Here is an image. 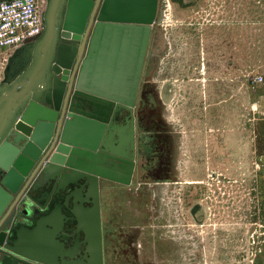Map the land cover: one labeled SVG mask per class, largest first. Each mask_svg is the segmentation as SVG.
<instances>
[{
	"label": "rangeland",
	"instance_id": "1",
	"mask_svg": "<svg viewBox=\"0 0 264 264\" xmlns=\"http://www.w3.org/2000/svg\"><path fill=\"white\" fill-rule=\"evenodd\" d=\"M212 1L156 0L159 41L147 79L157 81L161 105L151 116L165 127H140L138 141L155 156L149 167L160 165V180L131 191L142 196L144 220L152 211L146 234L165 241L169 264H251L264 240L263 141L253 139L264 114V0H239L238 9ZM158 128L162 153L153 152Z\"/></svg>",
	"mask_w": 264,
	"mask_h": 264
},
{
	"label": "water",
	"instance_id": "2",
	"mask_svg": "<svg viewBox=\"0 0 264 264\" xmlns=\"http://www.w3.org/2000/svg\"><path fill=\"white\" fill-rule=\"evenodd\" d=\"M87 1L80 23L67 17L82 0L60 1L59 34L52 38L58 43L54 60L49 58L43 72L42 99L29 96L20 110L2 119L3 127L11 120L13 124L0 134H5L0 139L1 264L102 263L99 184L112 177L106 169L111 171L115 162L108 160L121 161L126 143L119 128L109 131L105 118V103L122 104L124 91L110 88L106 37L119 36L124 22L148 26L156 0ZM97 55L89 82L84 72ZM49 205L46 213L32 216L33 207ZM12 209L14 217L5 228L3 221ZM19 216L33 224L20 222Z\"/></svg>",
	"mask_w": 264,
	"mask_h": 264
},
{
	"label": "flooded vegetation",
	"instance_id": "3",
	"mask_svg": "<svg viewBox=\"0 0 264 264\" xmlns=\"http://www.w3.org/2000/svg\"><path fill=\"white\" fill-rule=\"evenodd\" d=\"M212 2L214 4L213 6L218 8L233 7L238 9L241 5L239 0H213ZM250 3L254 4L255 2L254 0H249ZM156 12L152 22L148 26L143 23L124 22L121 27V36L109 35L106 37L105 51L108 53L107 57L111 66L110 77L113 83L120 80L122 90L124 91L122 92V104L110 101L105 103V118L107 124L111 127L109 131L111 133L115 132L113 126L119 128L123 136V142L126 143L123 144L125 156L121 161L108 160L109 162H115L113 163L111 171L106 169L109 174H112L113 178H103V184L102 181L99 184L98 198L102 244L101 264H143V261L147 259L142 249V244L133 241L132 235H125L120 230V226L115 223L113 211L117 208L112 207V209H108L109 215L108 219H106L101 189L104 184L111 187L114 182L133 184V187L137 184L136 186L138 188V185L141 183L155 184L160 180V174H158L160 165L153 161L151 163L153 166L149 167L150 163L148 160L151 162L155 156H147L146 154L149 153V150H146V141L141 144L138 141L140 127L147 129L146 127L152 125L153 122L159 124L161 127L164 125L162 116L158 118H152L151 116V112L157 108H161V105L157 98V81L147 79L151 78V60L156 56L159 41L155 26ZM56 15L57 19H60L59 15ZM156 137L160 141V146L154 145L153 152L162 153V137L164 135L160 129ZM214 176H216L214 178L215 183H219L221 179L217 177V173H214ZM126 179L128 181L124 182ZM207 179L203 178L201 181L185 180V182L191 184L193 181H200L207 189V183L209 181ZM210 179H213V177ZM212 184L210 183L209 185ZM123 199L127 200L126 197ZM152 199H154L153 194ZM83 205L87 206V203L83 202ZM116 205L120 208L125 206L124 201H119ZM49 208L50 205L43 210H38L35 216L46 213ZM32 224L33 221L26 225L31 226ZM133 236L135 235L133 234ZM82 247L83 245H81ZM144 264H153V261H148V263L144 262Z\"/></svg>",
	"mask_w": 264,
	"mask_h": 264
},
{
	"label": "built area",
	"instance_id": "4",
	"mask_svg": "<svg viewBox=\"0 0 264 264\" xmlns=\"http://www.w3.org/2000/svg\"><path fill=\"white\" fill-rule=\"evenodd\" d=\"M60 1L0 0V105L6 106L1 108V120L43 88V72L49 65L44 47L59 34Z\"/></svg>",
	"mask_w": 264,
	"mask_h": 264
},
{
	"label": "crops",
	"instance_id": "5",
	"mask_svg": "<svg viewBox=\"0 0 264 264\" xmlns=\"http://www.w3.org/2000/svg\"><path fill=\"white\" fill-rule=\"evenodd\" d=\"M103 37L104 35L99 36V43L101 42V39ZM97 53L98 52L95 48L94 55H96ZM98 56L99 55L95 56L93 59L91 58L90 60L91 65L89 66V68L87 67L84 72V76L87 78L89 82L93 80V75L95 74L96 65L98 62L97 61ZM114 86L115 87L117 86L118 89L122 90V86L120 85V80L116 83L112 82V86L110 88H115ZM263 95H264V83H263ZM37 97L41 98L40 92ZM1 108H6V106L2 104L0 105V116L3 111V109ZM260 120H262V129L261 131H257L258 133H254L253 139H255L257 134L259 135V137H261L263 141V152H264V114L260 118ZM263 164H264V161H263ZM123 185L124 184L122 183L114 182V184L111 187H108L107 185L102 187L101 193H103L102 197L104 200V209H105L104 213H105L106 219H108V215H109L108 209H112V207L117 208L113 211V213H114L115 223L120 226L119 227L120 230L123 233H125V235L126 234L130 236L132 235L133 241L142 244V249L144 250V253L146 254L147 259H150L151 262L153 261V264H169L171 254L169 253V251L165 254V249H166L165 241L160 239V235H157V236L155 235L156 237H153V235L150 236L149 233L148 235L146 234L147 232L145 230L146 228L145 223L151 221L150 217L153 216L152 211L149 210V208H147L148 215L145 221L143 219L144 211L141 210V208L143 209V206L138 203V201L140 200V197L142 196L139 195L140 193L134 192V190L131 191V189H134L133 184H130V185L125 184L124 186L126 188L124 189L122 188ZM123 196L126 197L127 200L123 199L124 198ZM119 201H124L125 206L121 208L118 207L116 203H118ZM133 234L135 236H133ZM261 245H262V248L255 255V257L251 260L252 261L251 264H264V240Z\"/></svg>",
	"mask_w": 264,
	"mask_h": 264
},
{
	"label": "bare ground",
	"instance_id": "6",
	"mask_svg": "<svg viewBox=\"0 0 264 264\" xmlns=\"http://www.w3.org/2000/svg\"><path fill=\"white\" fill-rule=\"evenodd\" d=\"M59 1V0H58ZM89 2L87 1V0H82V3H81V5L80 6H78V7H75V6H73V7H71L70 8V11H69V13H68V17H67V20L68 21H70L71 23H80V22H82V20L84 19V15H85V12L87 11V9H88V6H89ZM92 4L93 3H91V6H92ZM55 31H53V36L55 35ZM57 43H58V40L54 43V40L52 39V38H50L49 40H47V42H46V45H45V49H46V57L49 59L50 57H52V61L54 60V55H55V50H56V46H57ZM52 48H53V50H52ZM51 50H52V52H51ZM48 52V53H47ZM52 53V54H51ZM75 59H76V57H75ZM40 90H42L43 91V89H39V91L37 92V95L39 94V92L41 93L42 91H40ZM42 96V95H41ZM37 97V96H36ZM37 99H42V97L41 98H38L37 97ZM20 110V109H19ZM20 113V112H19ZM13 123H12V121L11 122H6L5 124H4V129H5V131H8V130H10V126L12 125ZM7 129V130H6ZM33 168V167H32ZM32 169H30V171H31ZM0 192H1V190H0ZM1 194H2V196H4V194L1 192ZM1 194H0V196H1Z\"/></svg>",
	"mask_w": 264,
	"mask_h": 264
}]
</instances>
